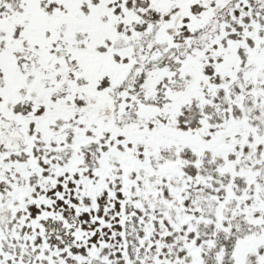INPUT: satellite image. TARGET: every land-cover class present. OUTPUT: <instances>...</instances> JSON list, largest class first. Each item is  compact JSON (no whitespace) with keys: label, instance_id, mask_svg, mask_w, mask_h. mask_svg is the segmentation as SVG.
Masks as SVG:
<instances>
[{"label":"snow or ice","instance_id":"obj_1","mask_svg":"<svg viewBox=\"0 0 264 264\" xmlns=\"http://www.w3.org/2000/svg\"><path fill=\"white\" fill-rule=\"evenodd\" d=\"M0 264H264V0H0Z\"/></svg>","mask_w":264,"mask_h":264}]
</instances>
